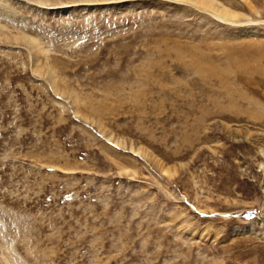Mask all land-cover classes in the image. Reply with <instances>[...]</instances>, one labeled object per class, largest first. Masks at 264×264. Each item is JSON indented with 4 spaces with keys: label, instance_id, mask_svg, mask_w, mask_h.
<instances>
[{
    "label": "rangeland",
    "instance_id": "1",
    "mask_svg": "<svg viewBox=\"0 0 264 264\" xmlns=\"http://www.w3.org/2000/svg\"><path fill=\"white\" fill-rule=\"evenodd\" d=\"M215 1L0 0V264H264V0Z\"/></svg>",
    "mask_w": 264,
    "mask_h": 264
},
{
    "label": "bare ground",
    "instance_id": "2",
    "mask_svg": "<svg viewBox=\"0 0 264 264\" xmlns=\"http://www.w3.org/2000/svg\"><path fill=\"white\" fill-rule=\"evenodd\" d=\"M178 1L187 2L189 4L194 3L197 7H199L200 10L201 9L203 11L205 10L206 12L212 14L214 17H216L217 19H219L223 22L235 23V19H234V15H233L232 11L229 8H227L226 6H223L222 5L223 3L220 4L219 2H216L215 0H178ZM26 38H28V37H26ZM28 39H30V38H28ZM31 42H32V44H35L37 51H40L39 44L36 43V41L32 40V39H31ZM40 53L42 54V51H40ZM38 54H39V52H38Z\"/></svg>",
    "mask_w": 264,
    "mask_h": 264
}]
</instances>
